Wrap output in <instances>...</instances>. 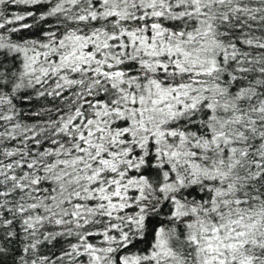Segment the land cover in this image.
Returning a JSON list of instances; mask_svg holds the SVG:
<instances>
[{"label":"snow or ice","instance_id":"obj_1","mask_svg":"<svg viewBox=\"0 0 264 264\" xmlns=\"http://www.w3.org/2000/svg\"><path fill=\"white\" fill-rule=\"evenodd\" d=\"M34 96L59 103L25 123ZM9 259L264 264V0H0Z\"/></svg>","mask_w":264,"mask_h":264},{"label":"trees","instance_id":"obj_2","mask_svg":"<svg viewBox=\"0 0 264 264\" xmlns=\"http://www.w3.org/2000/svg\"><path fill=\"white\" fill-rule=\"evenodd\" d=\"M5 15L8 17H11L12 14H25L29 11H34L39 15L40 12L45 11L46 8L42 6H27V5H12L8 4L5 6ZM32 19L29 17L28 19L24 21H19L14 25H11L10 27H19L20 24L24 23H32ZM34 34H37L36 29H21L18 33H12L11 39L13 40H21V39H27L33 37ZM5 35H8L5 33ZM67 95V93H65ZM17 108L21 111L23 122L25 123H33L36 120H43L47 119V115L37 117L34 115L36 112H43L46 109H53L59 101L54 100L51 97H33V99L30 102H26L23 100H17L15 101ZM72 242H75L74 239ZM68 246V241L59 240L54 241L52 244H45L40 249V255H49L52 256L53 259H55V256L59 255L61 253L62 248H66ZM10 247H13L15 250V260L19 261L21 252L19 245H11ZM143 247V245H141ZM24 258L27 260L28 255H25ZM6 264H12V260L9 259L6 261Z\"/></svg>","mask_w":264,"mask_h":264}]
</instances>
